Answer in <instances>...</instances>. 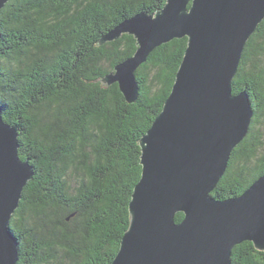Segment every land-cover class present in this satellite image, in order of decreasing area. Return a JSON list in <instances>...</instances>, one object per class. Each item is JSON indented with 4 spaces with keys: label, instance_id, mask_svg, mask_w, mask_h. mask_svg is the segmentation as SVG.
<instances>
[{
    "label": "trees",
    "instance_id": "trees-1",
    "mask_svg": "<svg viewBox=\"0 0 264 264\" xmlns=\"http://www.w3.org/2000/svg\"><path fill=\"white\" fill-rule=\"evenodd\" d=\"M165 2L8 0L0 9V109L17 126L18 154L34 171L10 219L16 264H109L117 253L141 173L139 139L171 90L187 37L156 47L136 69L133 103L102 79L135 52L136 39L125 33L99 41ZM242 90L254 115L210 193L216 199L241 194L264 173V18L232 80V92ZM231 262L264 264V251L243 241Z\"/></svg>",
    "mask_w": 264,
    "mask_h": 264
},
{
    "label": "water",
    "instance_id": "water-1",
    "mask_svg": "<svg viewBox=\"0 0 264 264\" xmlns=\"http://www.w3.org/2000/svg\"><path fill=\"white\" fill-rule=\"evenodd\" d=\"M8 0H0V9ZM264 18V0H166L104 34L136 39L135 52L102 82L117 83L128 103L139 95L136 69L174 38L187 37L161 111L140 137V178L128 202L129 225L109 264H232V248L250 241L264 251V173L241 194L210 193L254 115L246 90L232 92L246 41ZM18 128L0 109V264L18 261L10 219L34 175L18 154ZM177 212L183 213L180 221Z\"/></svg>",
    "mask_w": 264,
    "mask_h": 264
}]
</instances>
